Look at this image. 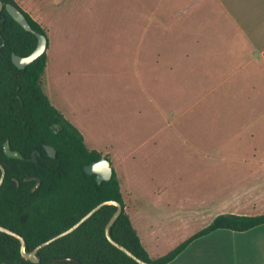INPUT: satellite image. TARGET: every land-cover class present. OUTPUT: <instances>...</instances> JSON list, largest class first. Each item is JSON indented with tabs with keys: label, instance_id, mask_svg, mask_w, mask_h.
<instances>
[{
	"label": "rangeland",
	"instance_id": "obj_1",
	"mask_svg": "<svg viewBox=\"0 0 264 264\" xmlns=\"http://www.w3.org/2000/svg\"><path fill=\"white\" fill-rule=\"evenodd\" d=\"M16 1L45 30L44 94L88 148L109 158L151 257L232 213L245 178L230 192L212 190L195 150V67L179 63L181 10L196 0ZM255 139L264 143L263 128ZM233 241L230 230H215L169 264H224L211 252L219 258Z\"/></svg>",
	"mask_w": 264,
	"mask_h": 264
},
{
	"label": "trees",
	"instance_id": "obj_2",
	"mask_svg": "<svg viewBox=\"0 0 264 264\" xmlns=\"http://www.w3.org/2000/svg\"><path fill=\"white\" fill-rule=\"evenodd\" d=\"M0 1L18 7L31 27L45 35L44 28L14 0ZM36 43V37L3 8L0 12V163L5 178L0 187V226L20 235L26 252L65 231L92 208L108 200L119 202L123 208L110 227L111 237L149 264H169L192 241L215 230L244 232L264 224V214H221L171 251L151 257L125 210L115 171L110 180L100 184L94 175L85 174L83 167L103 155L87 148L82 134L44 94L41 78L46 68V54L23 69L13 65L11 53L28 56ZM6 142L23 159L7 157L3 151ZM44 145L55 149L54 158L47 155ZM25 177H38L40 186L32 191L36 181H25ZM115 210V206H103L73 232L39 250V264H139L106 239L104 229ZM63 258L76 261H57ZM0 264L34 263L22 258L17 239L0 232Z\"/></svg>",
	"mask_w": 264,
	"mask_h": 264
},
{
	"label": "crops",
	"instance_id": "obj_3",
	"mask_svg": "<svg viewBox=\"0 0 264 264\" xmlns=\"http://www.w3.org/2000/svg\"><path fill=\"white\" fill-rule=\"evenodd\" d=\"M181 17L179 63L195 67L198 160L209 168L212 190L230 192L235 177L245 178L237 181L235 192L242 194L229 205L230 214H264V143L255 139L264 129V0H196ZM231 235L228 250L219 258L212 251V261L264 264V224Z\"/></svg>",
	"mask_w": 264,
	"mask_h": 264
},
{
	"label": "water",
	"instance_id": "obj_4",
	"mask_svg": "<svg viewBox=\"0 0 264 264\" xmlns=\"http://www.w3.org/2000/svg\"><path fill=\"white\" fill-rule=\"evenodd\" d=\"M3 8L6 9L7 13L11 16V18L15 22H17L25 31L32 33L37 39V43H36L35 48L33 49V51L28 56L22 57V56L16 55L15 53H11V61H12L13 65L18 69H23L25 66L32 63L34 60H36L37 58H39L42 54H44L46 52L47 44H48L47 38L44 34L36 32L31 27V25L29 24L25 15L22 13V11L18 7H16L15 5H12V4L4 5L0 1V12L2 11ZM44 149L50 158H54L56 156V151L53 147L48 146V145H44ZM3 151H4L5 155L9 158L23 159V157L17 151H13L10 149L7 142L4 143V145H3ZM32 158L34 161L36 160V154L35 153H33ZM83 170H84L85 174H87V175H90V176L94 175L95 181L98 184H100L103 181L110 180V178L112 177V173H113L112 165H111L110 161L105 156H102L98 161H93L90 164L85 165L83 167ZM4 178H5V170H4L3 165L0 163V187L3 184ZM24 180L25 181H31V180L36 181V184L32 188V191H35L40 186V179L38 177H25ZM16 183L18 185V181H16ZM107 205L115 206L116 210L105 226L104 230H105L106 239L109 241V243L111 245H113L114 247H116L117 249H119L120 251L125 253L128 257H130L131 259H133L137 263L149 264V263L141 260L137 256H135L127 248H125L121 244L117 243L111 237L110 227L114 224V222L117 220V218L120 216V214L123 210L122 205L119 202L113 201V200L103 201V202L99 203L97 206L92 208L87 214H85L81 219H79L71 227H69L68 229H66L63 232H60L59 234H56L55 236L49 238L48 240L40 243L29 253L25 251V246H26L25 241L20 235H18L17 233H15V232H13V231H11V230L3 227V226H0V232L7 234V235H10L19 241V243H20V254H21L23 259L28 260L29 262L34 263V264H39L40 260L37 256V253L39 250H41L45 246L49 245L50 243L70 234L75 229H77L82 223H84L87 219H89L100 208H102L103 206H107ZM68 260L76 261L75 259H70V258L58 259L57 261H68Z\"/></svg>",
	"mask_w": 264,
	"mask_h": 264
},
{
	"label": "flooded vegetation",
	"instance_id": "obj_5",
	"mask_svg": "<svg viewBox=\"0 0 264 264\" xmlns=\"http://www.w3.org/2000/svg\"><path fill=\"white\" fill-rule=\"evenodd\" d=\"M33 155V154H32Z\"/></svg>",
	"mask_w": 264,
	"mask_h": 264
}]
</instances>
